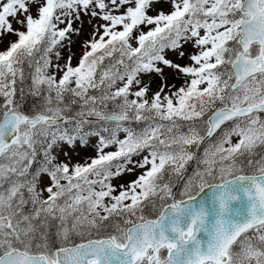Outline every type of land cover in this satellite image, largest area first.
<instances>
[{"label": "snow or ice", "instance_id": "6c2138e0", "mask_svg": "<svg viewBox=\"0 0 264 264\" xmlns=\"http://www.w3.org/2000/svg\"><path fill=\"white\" fill-rule=\"evenodd\" d=\"M0 264H264V0H0Z\"/></svg>", "mask_w": 264, "mask_h": 264}, {"label": "rangeland", "instance_id": "374dc122", "mask_svg": "<svg viewBox=\"0 0 264 264\" xmlns=\"http://www.w3.org/2000/svg\"><path fill=\"white\" fill-rule=\"evenodd\" d=\"M90 154H92V153L87 148L78 149L77 152L75 153V157H76V159H81V158L86 157L87 155H90Z\"/></svg>", "mask_w": 264, "mask_h": 264}]
</instances>
